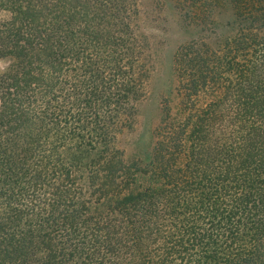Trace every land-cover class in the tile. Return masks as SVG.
Instances as JSON below:
<instances>
[{
    "label": "trees",
    "instance_id": "1",
    "mask_svg": "<svg viewBox=\"0 0 264 264\" xmlns=\"http://www.w3.org/2000/svg\"><path fill=\"white\" fill-rule=\"evenodd\" d=\"M176 1L215 38L129 157L139 0H0V264H264V0Z\"/></svg>",
    "mask_w": 264,
    "mask_h": 264
},
{
    "label": "rangeland",
    "instance_id": "2",
    "mask_svg": "<svg viewBox=\"0 0 264 264\" xmlns=\"http://www.w3.org/2000/svg\"><path fill=\"white\" fill-rule=\"evenodd\" d=\"M190 10L187 4L176 0H139L138 16L132 11L131 24L136 34L138 54L143 56L140 57L142 60L154 56L155 69L146 86L147 97L138 107L136 127L125 129L118 136L119 145L129 157L147 152L151 129L158 123L166 100L169 104L177 102L178 81L173 70V57L178 47L193 39L208 41L215 38L208 15L210 7L204 8L205 15H208L205 26L195 25L189 18ZM5 66L6 63L0 60V71Z\"/></svg>",
    "mask_w": 264,
    "mask_h": 264
}]
</instances>
